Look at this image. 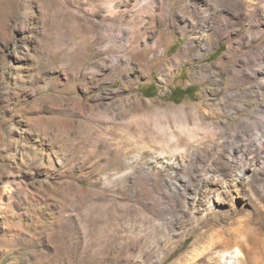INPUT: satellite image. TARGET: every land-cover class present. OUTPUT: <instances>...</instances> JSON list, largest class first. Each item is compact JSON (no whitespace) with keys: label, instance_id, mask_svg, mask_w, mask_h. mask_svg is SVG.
<instances>
[{"label":"rangeland","instance_id":"374dc122","mask_svg":"<svg viewBox=\"0 0 264 264\" xmlns=\"http://www.w3.org/2000/svg\"><path fill=\"white\" fill-rule=\"evenodd\" d=\"M94 1L0 0V264H264V0ZM122 98L117 169L77 114Z\"/></svg>","mask_w":264,"mask_h":264},{"label":"bare ground","instance_id":"6f19581e","mask_svg":"<svg viewBox=\"0 0 264 264\" xmlns=\"http://www.w3.org/2000/svg\"><path fill=\"white\" fill-rule=\"evenodd\" d=\"M33 1L39 2L40 0H29V2H33ZM95 1L94 2L96 4L97 3L103 4V3H101V0H95ZM61 2H64V1H61ZM40 5H41V3H40ZM51 5H53V4L51 3ZM59 5H60L59 7L61 8V10L65 9V2L61 3ZM104 6H105L106 10L110 13V15L114 13L113 8H112V4H111V0H104ZM53 7H55V9L58 8V4H54ZM60 12H64V10L60 11ZM64 14H65V17H67L68 19L74 20V16L72 15V13L69 10H66V12H64ZM54 16H56L55 10L51 14V17H54ZM95 63L97 64V62H95ZM95 63L93 65V69L97 68V65H95ZM100 67H101V64H100ZM128 103H131V102H128ZM138 103H141V102L138 101ZM102 106H103V103H100V102L93 104L92 105L93 112L88 114L87 116H83L84 113H78L77 118H79V121H80L79 126L82 128L81 133H83L82 130L84 131L86 139L93 138V137H89V136L96 133V131L99 132L97 134V137L99 140L101 139L100 141H102V142L98 143L100 141H97V140H94L92 142L94 144L98 143L99 146H102L103 148L106 147L107 148L106 151L109 150L110 156L108 157V155H109L108 154L106 156V158L108 157L107 159H112V161L114 160L116 162L115 164L111 165L110 167L113 166V167L118 169L121 167H117V166H123L122 164L121 165L117 164V162H119L120 158L121 157H127V155L130 153V151H134L141 144V141L139 140L141 137L139 139H134L133 135L139 136V135H142V133L144 132L143 131L144 126L141 123L143 121V119L148 118L147 115H150V113L156 116L157 111L153 110V109L148 110V104L146 105L145 103L144 104L142 103L139 105L138 104L135 105L133 103H132V105L127 104V101L123 98L121 99V102H119V103H117L115 101L109 102L107 104V108L104 110H102ZM130 113L132 115L128 118L129 120L123 121L122 119H124V117H126L127 114H130ZM143 113H145V114H143ZM142 115H144V116H142ZM246 120L249 121V119H246ZM259 121H260V123H263L264 118L259 119ZM181 129L178 128V135L177 136L174 135L173 133H170L173 135V136L171 135L173 137V139H172V137L170 135H168V138H165L166 134H164V131L162 128H156L153 130V133L158 135L159 137L155 138L153 135H149V143L148 144L152 147H157L159 145H166L168 147L169 152H177L179 150L178 147L175 146L173 143L172 144H170V143L173 141H176L177 138L179 136H181L182 134H184L186 136V138H189L190 134H191V132H189L190 131L189 128H187L189 131H183V127H181ZM144 133H147V132H144ZM83 141H84V134H83L82 138L79 137V139L76 141V144H81V142H83ZM107 143H110L109 145H111V146L108 147V145H106ZM84 145H86V143ZM89 146H90V144H89ZM150 146L147 147V149H145L146 152H149ZM80 148L83 149L82 147H80ZM76 149H78V148H76ZM104 150H105V148H104ZM109 152H106V153H109ZM76 153L78 154V151ZM88 153H90V152H88ZM259 154H260L259 155L260 158H262L264 153H262V151H260ZM82 159H84V158H82ZM259 162H261V161H259ZM209 167H211V166H209ZM248 168H249V166L247 164L238 167V172H241V174H238V172L234 171L235 173L231 175L230 180H232L233 182L241 181L242 177L244 175L243 176H240V175H242V173L244 174V171ZM112 170H114V169H112ZM210 176H212L211 179L213 182L217 179L218 174L213 173V174H210ZM209 178L210 177L208 174L204 177V180L208 181V180H210ZM237 252H235V253H237ZM236 255H238V254H235V256Z\"/></svg>","mask_w":264,"mask_h":264}]
</instances>
